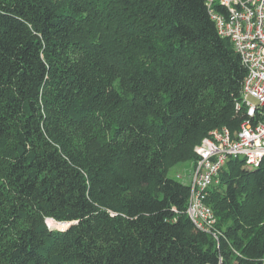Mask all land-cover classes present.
Here are the masks:
<instances>
[{"label": "trees", "instance_id": "trees-1", "mask_svg": "<svg viewBox=\"0 0 264 264\" xmlns=\"http://www.w3.org/2000/svg\"><path fill=\"white\" fill-rule=\"evenodd\" d=\"M206 1L0 0V264H264V157L209 190L220 249L169 176L247 116Z\"/></svg>", "mask_w": 264, "mask_h": 264}, {"label": "built area", "instance_id": "built-area-1", "mask_svg": "<svg viewBox=\"0 0 264 264\" xmlns=\"http://www.w3.org/2000/svg\"><path fill=\"white\" fill-rule=\"evenodd\" d=\"M206 5L219 36L231 41L247 70L242 101L235 106L237 111L247 108L245 120L234 133L227 127L210 130L195 146L197 164L188 183L187 215L220 249L224 231L206 202L209 190L220 183L229 160L241 159L245 166L256 167L264 157V0H207Z\"/></svg>", "mask_w": 264, "mask_h": 264}, {"label": "rangeland", "instance_id": "rangeland-1", "mask_svg": "<svg viewBox=\"0 0 264 264\" xmlns=\"http://www.w3.org/2000/svg\"><path fill=\"white\" fill-rule=\"evenodd\" d=\"M253 101H256L255 98H251ZM195 153V151H194ZM197 164V154L195 160H186V161H177L173 164L169 171V176L175 177L185 183H189L193 177L194 170ZM47 223L58 231H63L66 228L70 227L72 222H58L53 219L48 218Z\"/></svg>", "mask_w": 264, "mask_h": 264}]
</instances>
